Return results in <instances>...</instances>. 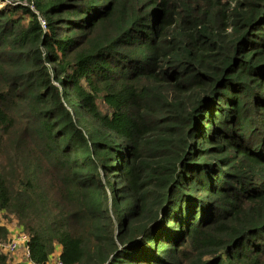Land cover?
<instances>
[{"label":"trees","instance_id":"16d2710c","mask_svg":"<svg viewBox=\"0 0 264 264\" xmlns=\"http://www.w3.org/2000/svg\"><path fill=\"white\" fill-rule=\"evenodd\" d=\"M0 214V264H264V0H0Z\"/></svg>","mask_w":264,"mask_h":264},{"label":"built area","instance_id":"2783aa9c","mask_svg":"<svg viewBox=\"0 0 264 264\" xmlns=\"http://www.w3.org/2000/svg\"><path fill=\"white\" fill-rule=\"evenodd\" d=\"M42 24V21L39 20ZM20 230V229H19ZM25 236L21 233V231H17V233L12 236L10 239H6L5 242H0V249H2L5 254L12 257L14 252L17 250L19 246L24 249V262L26 261V250H25ZM55 255V254H53ZM48 264H61L59 260L55 256L50 257Z\"/></svg>","mask_w":264,"mask_h":264},{"label":"crops","instance_id":"0c3cea01","mask_svg":"<svg viewBox=\"0 0 264 264\" xmlns=\"http://www.w3.org/2000/svg\"><path fill=\"white\" fill-rule=\"evenodd\" d=\"M0 226H3L6 229L7 240L10 239L12 236H14L17 233V231H20L19 227L14 223V221L11 220L10 217L5 219L2 217L1 214H0ZM11 258L13 262H20V263L24 262V249L21 246H19Z\"/></svg>","mask_w":264,"mask_h":264}]
</instances>
